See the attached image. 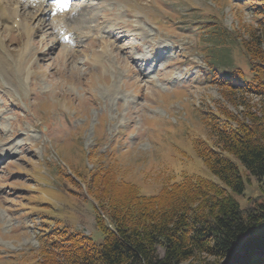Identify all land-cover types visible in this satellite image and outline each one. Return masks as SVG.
Wrapping results in <instances>:
<instances>
[{"label":"rangeland","instance_id":"rangeland-1","mask_svg":"<svg viewBox=\"0 0 264 264\" xmlns=\"http://www.w3.org/2000/svg\"><path fill=\"white\" fill-rule=\"evenodd\" d=\"M2 1L23 21H0V264L33 261L53 227L101 241L94 202L65 169L110 164L144 194L182 172L210 178L191 146L209 138L203 110H264L254 95L223 96L206 75L212 56L247 70L236 36L253 14L240 1L71 0L64 14L54 0ZM242 174L234 196L244 208L261 191Z\"/></svg>","mask_w":264,"mask_h":264},{"label":"trees","instance_id":"trees-1","mask_svg":"<svg viewBox=\"0 0 264 264\" xmlns=\"http://www.w3.org/2000/svg\"><path fill=\"white\" fill-rule=\"evenodd\" d=\"M236 1L253 14L236 36L247 70L225 71L212 56L206 75L223 96L241 91L264 100V0ZM202 113L209 138L193 137L191 146L210 178L182 172L157 193L144 194L110 164L64 172L67 182L92 198L102 239L53 227L26 264H181L203 257L218 264H264V110L238 115L219 103ZM93 156L87 153L91 163ZM242 171L256 178L261 191L244 208L234 196L245 188Z\"/></svg>","mask_w":264,"mask_h":264},{"label":"bare ground","instance_id":"bare-ground-1","mask_svg":"<svg viewBox=\"0 0 264 264\" xmlns=\"http://www.w3.org/2000/svg\"><path fill=\"white\" fill-rule=\"evenodd\" d=\"M5 1V0H4ZM28 1V0H27ZM34 0H32V2H33ZM43 0H41V2H42ZM40 2V0L38 1L37 0V2L36 1H34V3H41ZM7 3V2H6ZM8 4H9V2H8ZM17 7V6H16ZM15 6L14 7H11V6H8V5H6L2 0H0V21H1V23L2 24H4L6 21H10V22H16L15 21V17L16 16H20L17 12H18V8H16ZM37 9V8H36ZM82 9H83V7H82ZM81 9V10H82ZM80 10V9H79ZM78 10V11H79ZM78 14V13H77ZM18 19V18H17ZM4 22V23H3ZM21 25V24H20ZM41 28V27H40ZM27 30V29H26ZM26 32H28V31H26ZM29 35V34H28ZM26 36V35H25Z\"/></svg>","mask_w":264,"mask_h":264},{"label":"snow or ice","instance_id":"snow-or-ice-1","mask_svg":"<svg viewBox=\"0 0 264 264\" xmlns=\"http://www.w3.org/2000/svg\"><path fill=\"white\" fill-rule=\"evenodd\" d=\"M54 3L56 4L58 9L66 7V5L63 3V0H54Z\"/></svg>","mask_w":264,"mask_h":264}]
</instances>
